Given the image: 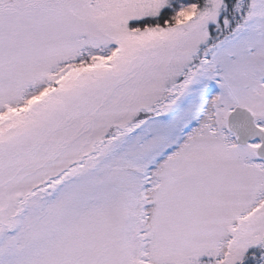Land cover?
<instances>
[{
    "label": "snow or ice",
    "instance_id": "snow-or-ice-1",
    "mask_svg": "<svg viewBox=\"0 0 264 264\" xmlns=\"http://www.w3.org/2000/svg\"><path fill=\"white\" fill-rule=\"evenodd\" d=\"M0 264H264V0H0Z\"/></svg>",
    "mask_w": 264,
    "mask_h": 264
}]
</instances>
